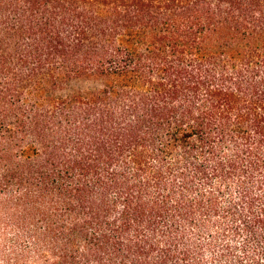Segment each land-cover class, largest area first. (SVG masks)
I'll use <instances>...</instances> for the list:
<instances>
[{
    "label": "trees",
    "instance_id": "obj_1",
    "mask_svg": "<svg viewBox=\"0 0 264 264\" xmlns=\"http://www.w3.org/2000/svg\"><path fill=\"white\" fill-rule=\"evenodd\" d=\"M0 264H264V0H0Z\"/></svg>",
    "mask_w": 264,
    "mask_h": 264
}]
</instances>
